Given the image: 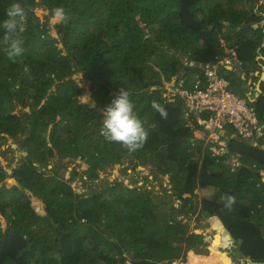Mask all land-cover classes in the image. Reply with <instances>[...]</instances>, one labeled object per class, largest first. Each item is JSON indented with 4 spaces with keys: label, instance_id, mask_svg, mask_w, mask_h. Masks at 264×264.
I'll return each instance as SVG.
<instances>
[{
    "label": "trees",
    "instance_id": "trees-1",
    "mask_svg": "<svg viewBox=\"0 0 264 264\" xmlns=\"http://www.w3.org/2000/svg\"><path fill=\"white\" fill-rule=\"evenodd\" d=\"M14 2L27 13L20 33L25 52L12 62L0 45V140L29 135L18 142L24 155L9 173L16 183H1L8 173L0 168V264L185 261L196 247L206 251L196 253L208 254L203 234L188 230L173 213L188 216L190 209L204 218L216 216L240 254L264 262V146L231 139L229 154L237 155L240 165L231 170L222 158L216 162L203 141H192L199 123L163 83L178 76L176 83L191 90L196 78L204 77L200 66L233 48L245 79L222 67L219 73L229 79V89L247 91L248 79L257 76L255 68L243 66L264 63L257 59L264 57V25L254 27L264 19V5L259 0H0V23ZM58 6L67 10V23L53 17ZM81 80L89 83L93 104L83 101ZM259 86L254 105L264 122V80ZM120 88L130 92L148 132L132 152L100 134L104 109ZM153 100L166 109V119L151 107ZM15 102L30 111L13 114ZM65 158L87 165L85 172L74 169L70 179L86 174L90 182L124 158L133 161L131 169L151 163L154 176H169L162 197L173 190L179 208L171 206L159 221V204L136 184L137 176L130 179L133 187L115 180L107 188L76 193L70 180L52 173ZM199 189L214 194L195 205ZM225 195L235 197L230 207Z\"/></svg>",
    "mask_w": 264,
    "mask_h": 264
},
{
    "label": "rangeland",
    "instance_id": "rangeland-1",
    "mask_svg": "<svg viewBox=\"0 0 264 264\" xmlns=\"http://www.w3.org/2000/svg\"><path fill=\"white\" fill-rule=\"evenodd\" d=\"M264 2V0H261ZM37 13L39 10H36ZM54 19H51V21ZM263 26L264 25V19L260 21L258 24H255L256 26ZM164 57V56H162ZM186 59V58H185ZM260 59V58H259ZM258 59V60H259ZM261 59L264 60V57ZM187 60V59H186ZM193 63V62H191ZM256 64V65H255ZM257 66V67H256ZM264 63H260L259 61H256L255 63L249 62L248 64H245L243 67L248 68L249 70H252V68H255V74L258 78L263 75V69ZM158 70V68H155ZM80 73L75 74V77H80ZM178 77V76H177ZM176 76L174 77L173 81L167 82L163 79L164 83V89H168L172 86V84L176 83ZM255 79V78H253ZM81 85L83 87V94L82 98L83 101H88L91 104H93V101L91 99L90 93L88 91V85L89 83L86 81L81 80ZM243 86V85H242ZM242 86L236 87L237 89H241ZM240 93L242 96L246 97L248 101L247 91L246 89L240 90ZM170 97V96H169ZM32 98L28 99V102L30 103ZM249 102V101H248ZM28 107H22L18 103L15 102V106L12 109V113L16 114L20 117L24 115V112H29ZM104 119V118H103ZM187 125H190V122H186ZM87 132H90L87 131ZM29 135V132H24L22 134H18L17 137H10L6 136L5 139L0 140V168H3L6 173H8L5 177V180L1 183H6L7 186H10V184H15V180L11 175L9 174L10 171L15 168L19 162H21V159L24 155V151L22 147H19L18 142L25 139V137ZM194 136H197L199 138H195V140L203 141L204 146V140L202 139L203 133L201 131L195 130ZM43 138L47 139V132L43 133ZM192 142V141H191ZM264 144V143H263ZM202 157V156H201ZM27 160L31 159V156L25 157ZM226 163H229V166L231 167V170L236 169L238 165H240V162L236 166H232L231 163L228 161V157L224 160ZM239 161V160H238ZM63 164L66 165L64 168V165H60V167L53 171L52 173H57L58 176H60L64 180H70L69 184L73 188V190L76 193L79 194H87L93 189L98 188H107L108 185L113 183L115 180L122 181L124 184L127 183L128 187H133L135 183L131 181L133 177L137 176V185L145 187L147 190L150 191L152 200L156 202L158 207L156 208V216H158L159 221L163 218H165L169 210L171 209V206H174L176 208H179V203L177 199H175L173 193V190H168L165 198L162 197L164 193V188H170V182H169V176L168 175H162V174H156L155 173V166L151 163H146L144 165H137L135 169H131V164L133 161L130 160V158L123 159L121 164L117 165H106L104 169L98 171V177L97 179L92 180L91 182L86 178V174L83 175V177H80L79 175H74L71 179V175L73 170L80 172H85V169L87 168V165L80 161V160H72L71 158L64 159ZM39 165V163H37ZM52 168V165L48 166V169ZM262 174L264 175V171L261 170ZM46 173L51 174L49 170L46 171ZM126 173V175H125ZM196 196L192 198L193 204L198 205L200 202L201 197H207L211 198L214 193L212 191L206 192L204 189H199L196 191ZM173 195V196H172ZM172 196V197H171ZM31 199V202L36 204L35 200H33V196H29ZM36 199V198H35ZM164 199V201H163ZM165 202V204L163 203ZM191 214H188V216H182L179 212H173L174 216H177V219L181 218L182 222L188 225V230L195 233L199 232L197 234H203L204 240L206 242V248L208 251V254H198L196 251H203L206 252L204 249L196 247L197 249L190 250L186 254L185 261H182L181 259H177L172 261L170 264H181L183 262L189 261V264H202L203 258L207 256V260L204 264H249V260L240 254L238 250V242H235L234 240L230 239L228 236H224L222 233L221 224L216 216H209L207 218L198 216V210L196 209L194 212L190 209ZM167 218V217H166ZM3 217L0 216V222L1 225H3ZM116 241V239H114ZM209 245V248L207 247ZM214 247L217 251V253H212L211 249ZM252 260V259H251ZM163 264H168L166 261H162Z\"/></svg>",
    "mask_w": 264,
    "mask_h": 264
},
{
    "label": "built area",
    "instance_id": "built-area-1",
    "mask_svg": "<svg viewBox=\"0 0 264 264\" xmlns=\"http://www.w3.org/2000/svg\"><path fill=\"white\" fill-rule=\"evenodd\" d=\"M225 52L215 63L200 66L204 68V77H197L191 90L181 88V80L178 84H172L170 89L174 93L177 92L182 103L199 123L196 130L203 133V149L206 147L216 162L228 157L231 165L236 166L239 158L229 154V140L264 146V122L259 119L254 105V100L261 90L257 86L253 87V82L248 79L245 85L248 102L246 97L229 89V79L219 73L221 67L243 79L245 77L239 70L241 63L236 51L233 48H225ZM184 63H188L185 58ZM189 64L193 65L191 62ZM195 138L199 137L194 136L193 142Z\"/></svg>",
    "mask_w": 264,
    "mask_h": 264
},
{
    "label": "clouds",
    "instance_id": "clouds-1",
    "mask_svg": "<svg viewBox=\"0 0 264 264\" xmlns=\"http://www.w3.org/2000/svg\"><path fill=\"white\" fill-rule=\"evenodd\" d=\"M26 15L27 13L21 4L14 2L7 9V18L0 23V28L3 29L0 45H3V51L9 61L16 62L25 52L24 41L21 39L20 33L24 30ZM52 15L58 22L67 23L70 19L67 10L62 6L53 8ZM251 81L253 87L257 86L260 89L259 78L256 81L251 79ZM151 107L160 114L161 118H167L166 109L157 101L153 100ZM100 134L107 141L119 143L130 152L138 150L146 142L148 132L134 111V103L130 99V92L124 88L119 89L104 109ZM222 199L227 201L226 207H230L235 202V197L230 195H225ZM247 259L249 264H260L259 261H253L251 258Z\"/></svg>",
    "mask_w": 264,
    "mask_h": 264
},
{
    "label": "crops",
    "instance_id": "crops-1",
    "mask_svg": "<svg viewBox=\"0 0 264 264\" xmlns=\"http://www.w3.org/2000/svg\"><path fill=\"white\" fill-rule=\"evenodd\" d=\"M264 5V2H262L261 0H259V2H258V5H260V6H263ZM264 7V6H263ZM259 57L260 58H262V56L261 55H259ZM262 69H264V66L262 67ZM263 74H264V71H263ZM264 79L262 78V76L260 77V79H259V84H260V81H263Z\"/></svg>",
    "mask_w": 264,
    "mask_h": 264
},
{
    "label": "water",
    "instance_id": "water-1",
    "mask_svg": "<svg viewBox=\"0 0 264 264\" xmlns=\"http://www.w3.org/2000/svg\"><path fill=\"white\" fill-rule=\"evenodd\" d=\"M73 77H75V75H73ZM76 78V77H75ZM32 207H35L34 205L32 206ZM41 214H45V212L43 211V212H40ZM195 233H199V232H196L195 231ZM243 257H244V255H242ZM246 258H250V257H246ZM260 264H264V262H260Z\"/></svg>",
    "mask_w": 264,
    "mask_h": 264
},
{
    "label": "flooded vegetation",
    "instance_id": "flooded-vegetation-1",
    "mask_svg": "<svg viewBox=\"0 0 264 264\" xmlns=\"http://www.w3.org/2000/svg\"><path fill=\"white\" fill-rule=\"evenodd\" d=\"M264 77V74L262 75V78Z\"/></svg>",
    "mask_w": 264,
    "mask_h": 264
},
{
    "label": "bare ground",
    "instance_id": "bare-ground-1",
    "mask_svg": "<svg viewBox=\"0 0 264 264\" xmlns=\"http://www.w3.org/2000/svg\"><path fill=\"white\" fill-rule=\"evenodd\" d=\"M249 263V262H248Z\"/></svg>",
    "mask_w": 264,
    "mask_h": 264
}]
</instances>
